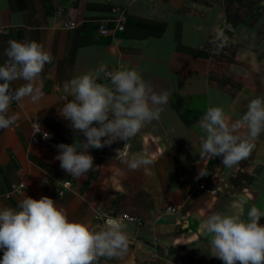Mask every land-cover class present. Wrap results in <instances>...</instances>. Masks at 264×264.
<instances>
[{"label":"crops","instance_id":"1","mask_svg":"<svg viewBox=\"0 0 264 264\" xmlns=\"http://www.w3.org/2000/svg\"><path fill=\"white\" fill-rule=\"evenodd\" d=\"M117 6L126 13L123 31L109 21ZM102 24L109 34L100 33ZM10 39L35 40L52 60L35 81L39 100L13 101L10 114L18 119L0 129V208L47 195L92 228L123 214L140 218L121 219L129 234L123 258L99 264H224L210 254L204 221L217 211L246 218L252 204L264 211V132L250 156L229 168L221 156L201 160L198 123L209 105L222 106L231 121L251 98L264 96V0H0V64ZM101 64L135 68L154 91H167L168 101L126 144L88 149L94 170L74 178L33 124L59 143L84 140L58 111L63 85ZM98 82L109 81L101 74ZM130 153H146L153 163L129 170ZM201 169L207 175L199 176ZM47 177H69L72 189L60 197ZM21 184L26 189L15 192ZM167 206L177 211L167 213Z\"/></svg>","mask_w":264,"mask_h":264},{"label":"clouds","instance_id":"2","mask_svg":"<svg viewBox=\"0 0 264 264\" xmlns=\"http://www.w3.org/2000/svg\"><path fill=\"white\" fill-rule=\"evenodd\" d=\"M223 46L222 44L220 45ZM0 64V129L16 123L10 114L13 101L24 97L37 101L42 95L35 86L51 54L35 40L10 39ZM101 74L109 82H98ZM25 83L12 88L11 83ZM65 103L59 113L83 133L84 140L60 143L55 159L74 178L94 170L90 148L100 149L116 141L125 144L147 123L158 120L168 92L157 93L135 69L98 68L75 75L63 85ZM71 97L69 100L68 98ZM201 160L221 156L232 167L250 156L256 140L264 132V96L251 98L246 111L229 120L225 109L209 105L198 123ZM48 133H44L47 139ZM104 138V139H102ZM124 163L135 171L153 163L146 153L126 154ZM207 175L203 169L199 176ZM264 217L256 204L242 214L214 212L204 221L210 254L224 264H264ZM129 246L127 224L120 218H107L103 226L92 228L70 219L66 210L47 195L35 199L26 195L15 207L0 208V264H99L100 258L122 259Z\"/></svg>","mask_w":264,"mask_h":264},{"label":"built area","instance_id":"3","mask_svg":"<svg viewBox=\"0 0 264 264\" xmlns=\"http://www.w3.org/2000/svg\"><path fill=\"white\" fill-rule=\"evenodd\" d=\"M113 12L115 13V18L111 19L109 21H114L115 22V30L123 31L125 29V19H126L125 18L126 17L125 10L123 8L117 6V7H115L113 9ZM67 26L68 27H74V26H76V23L75 22H70V23L67 24ZM100 33L103 34V35H107V34L110 33V28L107 26V24H102L101 25ZM33 128H34L35 133H37V134L40 133L43 136V138L48 143H50L52 146L56 147V145L60 144L59 142L55 141L53 139L52 135L49 134V133H48L49 136H48L47 139L44 137V133H46V132H44L42 130L41 125H40L39 122H35L33 124ZM44 183L48 187H51V186L55 187V189H56V191H57V193H58V195L60 197L64 196L68 190L72 189V186H73L72 180L69 177H67L63 181H57L53 177H47V178H45ZM199 188L204 189V190H206L208 192H211V193H214V194L216 193V190L210 188L205 183H201L199 185ZM25 189H26V185L25 184H21L19 186H16L14 188V191L18 192V193H22ZM175 211H177V208L175 206H167V208H166V212L167 213H171V212H175ZM119 218L120 219H126V220H129L131 222H140L141 221L140 218H137V217L132 216L130 214H123Z\"/></svg>","mask_w":264,"mask_h":264}]
</instances>
